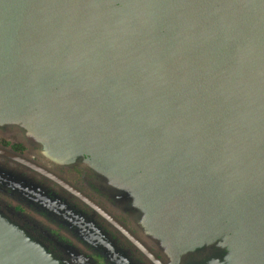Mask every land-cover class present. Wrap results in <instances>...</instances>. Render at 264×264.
<instances>
[{
	"label": "water",
	"instance_id": "1",
	"mask_svg": "<svg viewBox=\"0 0 264 264\" xmlns=\"http://www.w3.org/2000/svg\"><path fill=\"white\" fill-rule=\"evenodd\" d=\"M6 103L0 123L138 195L176 258L224 238L264 264V0H0ZM20 242L0 264H64Z\"/></svg>",
	"mask_w": 264,
	"mask_h": 264
},
{
	"label": "flooded vegetation",
	"instance_id": "2",
	"mask_svg": "<svg viewBox=\"0 0 264 264\" xmlns=\"http://www.w3.org/2000/svg\"><path fill=\"white\" fill-rule=\"evenodd\" d=\"M2 127L0 248L6 239L22 249L26 239L64 264H250L241 263L236 241L231 246L224 238L183 246L176 258L165 232L148 227L146 214L131 208L138 195L95 170L89 154L64 163L47 153L44 139Z\"/></svg>",
	"mask_w": 264,
	"mask_h": 264
},
{
	"label": "rangeland",
	"instance_id": "3",
	"mask_svg": "<svg viewBox=\"0 0 264 264\" xmlns=\"http://www.w3.org/2000/svg\"><path fill=\"white\" fill-rule=\"evenodd\" d=\"M5 107H8V103H6V104H4V107H0V113H2L3 112V110L2 109H4ZM0 126H4V127H2L3 128V132H9V130H10V127H11V125L9 124H7V123H5L4 125H2V124H0ZM8 242V241H7ZM190 246H193V245H191V244H188V245H185L184 247L185 248H187V247H190Z\"/></svg>",
	"mask_w": 264,
	"mask_h": 264
}]
</instances>
